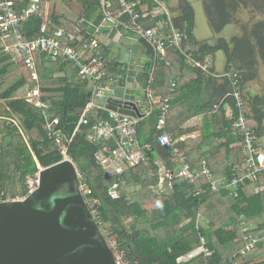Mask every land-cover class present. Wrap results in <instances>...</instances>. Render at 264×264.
<instances>
[{
	"label": "trees",
	"instance_id": "16d2710c",
	"mask_svg": "<svg viewBox=\"0 0 264 264\" xmlns=\"http://www.w3.org/2000/svg\"><path fill=\"white\" fill-rule=\"evenodd\" d=\"M157 1L168 2V0ZM157 1L141 0V5L135 6L134 10L144 14L156 7ZM78 2L83 7L79 21L84 25L89 23L100 25L106 18L105 12L116 16L120 11L118 0H78ZM250 6V0H211L207 7L211 27L215 32L222 31L234 21V14L240 8ZM179 9L180 13L172 19V25L184 36L182 45L186 52H183L182 48L169 47L166 57L170 65L167 66L163 62L154 64L152 49L138 39L148 49V60L144 64V72L139 76V80L145 83L153 68L152 93L154 96L163 97L168 90L171 72H176L178 78L189 75L182 84H179V79L176 77L171 109L178 103H186L189 106L191 112L188 110L189 113L179 121L181 124L191 117L204 114L210 122L220 123L221 131L206 135L203 133L197 147L205 146L229 151L222 171L232 175L233 165L242 163L245 154L242 148V136L231 129L236 108L233 99L227 95L231 90L229 79L221 76L217 83L212 68L204 70L198 67L185 54L191 53L194 59L205 63V57L219 49L223 50L226 56L225 70L233 69L240 72L243 82L252 80L257 77L259 62L264 64V19L251 27L244 24L241 27L242 34L233 36L230 42L221 39L214 46H199L193 35L195 16L191 4L183 0ZM50 16L49 27L53 30L64 24L71 28L76 25V22H67L52 13ZM166 18L165 14L145 18L143 24L147 28L155 27ZM128 19L127 14L120 16V20L128 21ZM41 27L42 18L37 15L29 16L24 22L27 37L38 35ZM90 29L88 33L94 32L93 27ZM117 29L126 35L132 33L121 25H117ZM167 30L165 28V31ZM88 33L84 34L83 41L90 38ZM196 46L197 49H194ZM99 49L104 63L102 69L106 73L104 83L108 81L112 83L115 78L118 81L119 75L115 70H119L120 66L112 68L107 64L101 42ZM1 53L5 55L0 59V62H4L0 66V76L12 73L16 69L21 72L11 85L0 91V197L1 200H15L29 195L30 181L36 179L39 167L45 168L59 162L62 155L46 136L40 110L25 99L16 96L25 85H34L27 68L13 60L10 61L12 58L10 54L4 51ZM39 69L43 92L57 94L56 97L45 95L44 99L50 102V110L59 115L66 133L71 134L78 121V113L90 100L89 82L81 80L70 64H62L60 68L45 65ZM59 70H62V73ZM44 84L56 86L46 87ZM122 85H124L123 79L120 82V86ZM120 86L117 90H120L118 89ZM245 97H248L246 93ZM219 99L221 101L217 104ZM110 103L114 104L115 101L111 100ZM224 105L230 106L231 117L225 115ZM259 106H264V99L255 97L246 109L248 123L257 134V122L264 116V109H260ZM98 112L101 115L105 113ZM157 114L158 112H155L149 118L153 120V127L147 141L154 140L153 134L157 132ZM15 118L18 120L16 121ZM179 122L176 123L170 117L168 119L167 129L175 137L186 133L180 129ZM34 131L37 137L33 136ZM161 148L163 160L172 169L169 150L165 147ZM95 149L96 146L87 142L79 133L69 150V156L92 189L90 197L99 199L98 208L102 226L108 232L107 239H116L132 264H230L229 256L242 246L244 227L250 228V224L255 223L253 229L248 231L264 232V173H259L253 180L246 181L237 188L235 194H230L228 190L214 192L205 186L206 192L201 197L194 194V186L188 181L175 178L173 196L167 199L157 196L149 188L150 184L157 182L159 175V167L155 164L152 152L147 165H139L120 176L106 178L102 170L96 168L92 158ZM203 159H206L210 165L204 151L195 161H190V158L189 161L193 168L198 169ZM210 167L215 176L221 175L217 174L211 165ZM94 169L97 170L95 175ZM240 173L242 171L236 174ZM115 182L119 184V188L130 187L131 192L112 198L107 192L109 185ZM218 204L221 205L222 211L218 207L214 209ZM198 213L200 217L196 224ZM243 221L248 225L242 226ZM201 244L204 250L209 252L208 255L202 251L187 261H181L182 257L190 254ZM239 264H264V241L258 242L252 251L240 257Z\"/></svg>",
	"mask_w": 264,
	"mask_h": 264
},
{
	"label": "built area",
	"instance_id": "2783aa9c",
	"mask_svg": "<svg viewBox=\"0 0 264 264\" xmlns=\"http://www.w3.org/2000/svg\"><path fill=\"white\" fill-rule=\"evenodd\" d=\"M19 1L21 0H0L1 50L9 53L14 62L24 65L30 78L34 80V85H25L17 97L25 99L40 110L43 118V129L53 146L62 155L59 162L65 160L73 162L69 156V150L79 133L84 136L87 142L96 146L92 158L96 168H100L106 178H114L136 166L147 165L150 152L154 147H165L170 152L173 168L161 167V170L159 168L158 180L156 183L150 184L149 188L157 196L167 199L173 196V180L175 178L188 181L194 186V194L201 197L206 192V187L214 192L228 190L230 194H235L237 188L245 184L246 181L253 180L259 173H264V152L260 145L259 134L248 123L249 118L246 109L249 102L241 86L238 71L231 69L225 71L222 76L229 79L231 90L227 95L233 99L236 108L231 129L242 136L245 158L242 163L233 165L232 175L223 173L215 176L206 159L201 161L198 169L193 168L187 154L180 148L178 139L167 129V118L176 88L174 73L169 74L168 90L163 97L154 96L152 93L153 68L150 70L145 83L140 82L139 78L135 79L142 92V99L138 105L139 113L135 116L111 110L105 105L111 98L107 92L112 93V90L107 83H104L106 73L102 69L104 63L99 49V35L102 33L100 25H93L92 23L84 25L77 20L73 28L64 24L53 30L49 27L51 24L50 13L45 10L42 0H30L22 7L19 5ZM118 2L120 6L118 14L113 16L105 12L106 18L112 20L116 27L121 25L126 30L131 31L134 36L147 44L153 51L154 64L163 62L169 66L170 61L166 57L167 49L169 47L181 49L184 36L174 29L167 11L164 10L163 12L167 16L166 19H163L155 27L147 28L143 21L145 18L158 16L154 10L155 7L141 14L134 10L135 6L141 5V0H118ZM124 14L128 15V21L120 20V16ZM32 15L42 18L41 32L38 35L27 37L24 22ZM164 26L168 29L167 31H165ZM90 27H93L94 32L88 33ZM86 33L89 34L90 38L83 41ZM185 56L198 67L204 70L208 68L206 63L194 59L191 53H186ZM62 64H70V67L76 71L81 80L89 82L90 100L78 113V121L71 134L66 133L65 128L61 125L59 115L50 110V102L44 99L47 94L43 92L40 80L39 68L45 65H54L60 68ZM59 72L62 73V70ZM143 72L144 69L142 68L139 76ZM23 90L24 93H22ZM98 111L105 113L101 115ZM155 112L158 114L156 119L157 132L154 134V140H141L139 127ZM73 164L75 165L74 162ZM41 169L43 168L39 167L36 179L31 181L29 194L38 185ZM76 171L78 191L84 198L87 210L105 238L107 246L112 251L115 263L132 264V261L127 258L125 250L120 248L118 241L107 239L108 232L104 230L100 218L99 199L90 197L92 189L77 167ZM239 171L242 173L237 175L236 173ZM151 175L153 176V173ZM118 185L115 182L108 189L107 193L112 198H118L122 195L123 188L118 190L120 189ZM6 201L13 200H1L0 197V202ZM199 217L200 214L198 213L196 224H198ZM241 225L248 224L243 221ZM248 229L252 230L253 227L243 228L242 246L229 256L228 262L230 264H239L240 257L252 251L258 242L264 241V232L254 233ZM202 251L205 252V255L209 254L201 244L194 253L191 252L186 256L193 257Z\"/></svg>",
	"mask_w": 264,
	"mask_h": 264
},
{
	"label": "water",
	"instance_id": "95a60500",
	"mask_svg": "<svg viewBox=\"0 0 264 264\" xmlns=\"http://www.w3.org/2000/svg\"><path fill=\"white\" fill-rule=\"evenodd\" d=\"M115 73L117 86L130 75L127 67ZM127 85L107 92L105 105L135 116L142 96ZM77 185L76 167L65 160L41 169L24 199L0 202V264H116Z\"/></svg>",
	"mask_w": 264,
	"mask_h": 264
},
{
	"label": "crops",
	"instance_id": "0c3cea01",
	"mask_svg": "<svg viewBox=\"0 0 264 264\" xmlns=\"http://www.w3.org/2000/svg\"><path fill=\"white\" fill-rule=\"evenodd\" d=\"M52 0H42L43 5H45V10H47L50 15L51 13L64 18L67 22H76L79 20V17L76 18L74 11L69 10V12L65 9H63L61 6L58 7V12L55 13V11L50 12V5H51ZM157 1V0H156ZM169 1V0H168ZM30 0H21L19 1V5L25 6ZM169 2L162 3L157 1V6L154 8V10L157 12L158 16L164 14V10L167 11L168 17L171 19L175 18L176 15L172 12L171 9H168L167 6ZM80 10L83 13V7L80 4ZM157 17V16H156ZM81 19V17H80ZM100 28L102 33L99 35V41L103 44L104 51H105V61L107 64H110L112 68H116L118 65L120 66L119 69L122 67H127V72L131 75H129V78L124 80V86L125 84H128L126 87L134 93L135 91H140L138 83H136L135 79L139 78V73L144 67V64L147 58V53L148 49L145 47V45L138 40L136 36L131 33L130 35H126V33L120 31L117 29L116 25L113 23L112 20L105 18L101 24ZM104 30V31H103ZM225 31V29L223 30ZM193 35L195 37V40L198 41V37L196 35V27L194 26V31ZM236 35H241V34H236ZM186 46V45H184ZM187 47V46H186ZM185 47V48H186ZM2 41L0 40V59L2 56H4V53L2 52ZM197 49V46L194 48ZM182 51L186 52L185 49L183 50V45H182ZM211 53L207 57L204 58L205 63L208 65V69L212 68L213 73L217 83H219V78L222 76L223 72L225 71V65L222 67V65L219 67L216 65L215 62V54ZM9 54V53H8ZM12 59H10L11 61ZM4 62H0V66L3 65ZM264 65L263 63L259 62V70L262 68ZM223 68V69H222ZM109 71V70H108ZM122 71L121 73H123ZM10 75V73L5 74L4 76H0V91L2 92L4 89H6L9 85L6 87L2 88V80L5 78L6 75ZM175 76L177 77V73L174 72ZM260 75V73H259ZM189 75H186L184 78H178L179 84H182L187 80ZM258 77L256 79H252L253 81L247 82L244 84L245 86V91L246 94L248 95V98L252 102V99L256 97L257 95H263L264 96V88L262 87H257L259 85L258 82ZM117 79L115 78L114 85L112 86L110 83V89L112 90H117ZM116 83V84H115ZM249 83V84H248ZM120 89V88H118ZM19 93V91L16 93ZM139 94V93H138ZM159 95V94H158ZM141 96V95H140ZM221 99L217 101V104L220 103ZM224 109L226 111L225 115L227 117L232 116V110L230 106L224 105ZM190 108L186 103H178L174 108L171 109L170 112V119H174V121L177 123L183 117L189 113ZM191 112V110H190ZM168 117V119H169ZM168 119H167V125H168ZM180 123V129L184 130L186 133L176 137L179 141V146L180 148L187 154V156L190 158V161H195L201 154L202 151L206 152L207 157L209 159L210 165L212 166L213 169H215V172L217 174H222V167L226 164V156L229 153V151H226L225 149H220L219 148H210V147H197V143H200V139L202 137V134L205 133H213V132H220L221 131V125L218 121L210 122L207 115H197L194 117H191L190 119L185 120V122H179ZM153 125V120L152 119H147L144 122H142L140 126V133L139 136L141 140H146L147 137L151 136L152 132V126ZM257 130L258 134L260 137V145L261 148L264 152V120H260L257 122ZM190 130V131H189ZM156 133V132H155ZM154 133V134H155ZM153 134V137H154ZM196 145V146H195ZM209 148L211 151H209ZM162 148L159 146H155L154 149L152 150V157L155 158V164L158 165V167L161 170V167H168L165 161L163 160L162 156ZM31 184V181H30ZM109 189L111 188L112 184L109 185ZM119 187V186H118ZM130 187H124L123 189H129ZM120 189H122L120 187ZM131 192V190H128V194ZM251 227H254L255 223L250 224ZM196 250L192 251L193 253ZM198 254V253H197ZM195 254V255H197ZM194 255V256H195ZM191 257L185 256L181 258V261H187Z\"/></svg>",
	"mask_w": 264,
	"mask_h": 264
},
{
	"label": "rangeland",
	"instance_id": "374dc122",
	"mask_svg": "<svg viewBox=\"0 0 264 264\" xmlns=\"http://www.w3.org/2000/svg\"><path fill=\"white\" fill-rule=\"evenodd\" d=\"M182 1L183 0H169L168 1L169 5L167 6V8L171 9L172 12L176 16H178L180 13L179 6L182 4ZM186 1L191 4V6L194 10L196 35L198 37L197 42L199 43L198 44L199 46H202V45L214 46V45H217V43L221 39H225L227 42H230L233 36H235L236 34H242V28L241 27L244 24L249 25L251 27L252 25L256 24L258 21L264 19V0H257V1L256 0H250L251 6L248 8H240L234 14V21L231 24H229L223 28V30L225 29V31L222 30L220 32H215L210 25V21H209L210 16H208V12H207V7L209 6V3L211 0H186ZM59 6H61L63 9L67 10L68 12H69V10L74 11L75 15H73V16H75L76 18L79 17V19H80L82 12L80 10V3L78 2V0H52L51 5H50V12L53 10V11H55V13H57ZM215 52L216 53L214 54V56H215L216 65L219 67L222 65V67H223L226 63V56H225L224 51L219 49ZM20 73H21L20 70L16 69L10 75L9 74L6 75L5 78L2 80V86L1 87L4 88L7 85H11V83L14 80H16V78L19 76ZM259 73H260V75H259ZM257 77L259 78L258 79L259 85H257L256 88L259 86L264 88V66L262 68H260V70H259V65H258ZM256 78H254V79H256ZM253 80H247V81H244V83H247V82H250ZM106 83L108 86H110L109 81ZM44 85H46V87L56 86V85H51V84H44ZM22 93H24V90L22 91ZM134 94L136 96L137 95L142 96L141 90L138 92L135 91ZM47 95H50L51 97L57 96V94H54V93H49ZM256 97H258V98L260 97V98L264 99L263 95H257ZM259 108L264 109V106H259ZM15 119H16V121L18 120L17 118H15ZM261 120L262 121L264 120V116H262ZM33 136L37 137V134L35 131L33 132ZM93 174L94 175L97 174L96 169L93 170ZM129 189H122L123 190L122 194L125 192L128 193ZM118 190H121V189H118ZM15 200H17V199H15ZM217 207L220 208L222 211L220 204H218L214 209H217Z\"/></svg>",
	"mask_w": 264,
	"mask_h": 264
},
{
	"label": "flooded vegetation",
	"instance_id": "af4514ba",
	"mask_svg": "<svg viewBox=\"0 0 264 264\" xmlns=\"http://www.w3.org/2000/svg\"><path fill=\"white\" fill-rule=\"evenodd\" d=\"M239 75H240V80H241V86H242V88L244 89V91H245V86H244V82H243V80H242V76H241V74H240V72H239ZM245 93H246V91H245ZM247 98V100H248V102H249V104L251 103V101H250V99L248 98V97H246ZM249 107V106H248Z\"/></svg>",
	"mask_w": 264,
	"mask_h": 264
},
{
	"label": "clouds",
	"instance_id": "9594fccd",
	"mask_svg": "<svg viewBox=\"0 0 264 264\" xmlns=\"http://www.w3.org/2000/svg\"><path fill=\"white\" fill-rule=\"evenodd\" d=\"M28 196V195H27ZM25 198V197H24ZM24 198H21V199H24Z\"/></svg>",
	"mask_w": 264,
	"mask_h": 264
}]
</instances>
